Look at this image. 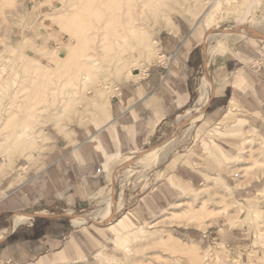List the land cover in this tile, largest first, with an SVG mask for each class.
<instances>
[{
    "label": "rangeland",
    "instance_id": "1",
    "mask_svg": "<svg viewBox=\"0 0 264 264\" xmlns=\"http://www.w3.org/2000/svg\"><path fill=\"white\" fill-rule=\"evenodd\" d=\"M88 1L0 0V180L8 168L17 173L26 171L37 162L36 154H42L48 140L46 131L53 128L60 132L69 124L98 127L106 112V102L101 103L100 99L108 98L113 93L111 87L115 88L128 78L133 67L156 59L158 34L173 22L198 23L199 47L206 65L205 71L195 80L198 96L200 80L205 72L211 85L207 66L210 56L222 54L228 49L227 45L240 39L253 37L264 40V8H258V0L251 6L244 27L252 32L234 26L250 0H142L146 5L140 14L143 16L137 20L144 34L141 42L131 40L125 51V61L118 66L114 64L115 49L103 47V64H111L110 71H103L78 86L72 81L75 80V70L83 55L94 50L89 48L94 41L83 43L72 38L70 34L77 32V28L71 25L85 16ZM107 6L111 11L110 4ZM263 52L264 45L248 66L264 67L260 56ZM99 79L108 81L109 87H96ZM64 82L65 87L62 85ZM97 91L103 93L97 95ZM198 96L196 102L170 123L167 133L148 146L147 149L153 150L149 153L153 156L146 161L129 162L130 157L140 155V150L113 161L107 168L108 193L104 204L85 212L62 210L70 219L86 220L90 217L97 220L99 217L103 220L100 212L109 209V201L113 202V207L107 212L109 215L104 218L112 220L113 224L112 255L105 260L97 259L85 264H264V192L250 200H235L219 177L212 180L206 175V179L210 177L209 184L205 180L200 186L185 192L150 221L134 222L122 210L126 201L165 173L159 175L160 168L166 164L173 166L181 153L200 141L201 130L196 126L199 118L195 114ZM232 115L228 123L238 122ZM26 122V132H32V135L17 138L14 132ZM215 130L219 133L221 127ZM171 135L174 143L171 142L161 152L156 151V147L163 145ZM209 143L213 144L212 136ZM216 161L227 164L235 176L247 182L256 178L257 172H264V141L254 132L242 133L238 154L229 160L216 157ZM10 216L6 221L1 220L0 229L8 226ZM122 216L124 221L120 226L118 221ZM29 222L31 219L25 221ZM212 222L230 228H245L248 234L245 242L249 244L246 252L228 259L214 255L213 246L201 249L182 239L184 232L195 233Z\"/></svg>",
    "mask_w": 264,
    "mask_h": 264
},
{
    "label": "crops",
    "instance_id": "2",
    "mask_svg": "<svg viewBox=\"0 0 264 264\" xmlns=\"http://www.w3.org/2000/svg\"><path fill=\"white\" fill-rule=\"evenodd\" d=\"M258 2V8H264V0ZM196 27L197 23L182 20L158 34L164 63L153 59L133 67L107 98L104 121L98 127L69 124L60 132L52 128L46 131L45 150L36 154L31 168L17 173L8 168L3 173L0 222L11 216L8 226L0 229L7 230L0 238V263L85 264L112 255V220L89 217L74 224L62 210L85 212L104 204L107 168L113 161L147 149L196 102L195 80L206 67ZM263 45V39L248 37L210 56L212 90L196 124L200 141L181 153L173 166L160 168L159 175L165 173L158 180L124 203L123 212L134 222L152 220L185 192L203 184L206 175L219 177L235 200H250L264 191V172L245 182L227 164L216 161V157L229 160L238 154L242 133L254 132L264 141V67L248 66ZM231 113L238 122L228 123ZM20 212H26L31 222L14 227ZM182 239L201 249L213 246L214 255L228 259L249 247L245 228L217 222L195 233L184 232Z\"/></svg>",
    "mask_w": 264,
    "mask_h": 264
},
{
    "label": "bare ground",
    "instance_id": "3",
    "mask_svg": "<svg viewBox=\"0 0 264 264\" xmlns=\"http://www.w3.org/2000/svg\"><path fill=\"white\" fill-rule=\"evenodd\" d=\"M254 1L255 0H250L249 4L247 6V9L237 18V22L234 25L235 27L244 28L246 26L245 24L248 20L250 8L253 5ZM86 4H87V13L85 14V16L82 19L78 20L77 22H75L74 24L71 25L72 28H74V27L77 28V32L70 34L72 36V38L79 39L83 43H85V42L88 43L87 41H94L93 44H89L90 45L89 48H93L94 50H92L90 52L87 51L83 55L82 60H80V65L75 70V73H74L75 80L72 79V81L75 82V84H77L78 86L79 85L81 86L85 82L94 79L96 76H98L99 73L101 74L103 71L104 72L110 71L111 64H108V65L103 64V62H105V61H103V59H104L103 55L105 52V51H103L104 49L102 50L103 47L107 46L110 49H115L114 64H115V66H118V65L122 64V62L125 61L124 60L125 59V51L128 50L127 46H128V44H131V40L133 42L134 41L136 42L137 40H139L138 43H140L141 42L140 39H142V37L144 35L142 32V28L139 27V25L137 24V20H139V18L141 16H143V15L140 16V14H141V12H143L142 10H143L144 6L146 5L145 1H142V0H94V1H91V0H89ZM99 4H100V6H99ZM108 4H110V6L112 7L111 11L109 9V6H107ZM205 16L206 15H204L203 18ZM244 29L247 30L245 32H249V31L252 32V30H250L249 28H244ZM128 41H130V42H128ZM138 46H139V44H138ZM137 51H139V48ZM140 52H142V51L140 50ZM147 52H148V50H147ZM142 54H143V52H142ZM124 64H123V66H124ZM65 75H67V74L65 73ZM68 82H71V81H68ZM64 84H66V82H64L62 84L63 87H65ZM109 84L110 83L108 81L103 80V79H101V80L99 79L97 81L96 87L99 86V87H101L100 89H104L106 87L108 88ZM100 89H98V91ZM113 89H114V86L111 87V90H113ZM198 90H199L198 91L199 96H198L197 101H198L199 105H198V107L195 108L196 118H200L201 114H203L202 112H203V108H204V100L211 93V85L209 82L207 72H205L202 75ZM98 91H97V95H100L103 93V91L101 93ZM106 100H107V98L103 97L100 99L99 102L105 103ZM29 118H28V120H29ZM193 119H195V118H193ZM241 121H243V120H241ZM27 126H28L27 122L24 123L20 130L14 132V135H16L17 138H21L22 136L29 138V136L32 135L31 134L32 132L30 134L28 132H26ZM172 136L173 135L169 136L167 138L166 142L163 143V145L159 146L158 148L156 147V149H157L156 151L161 152L164 147H168L171 144V142H173ZM174 136H175V134H174ZM152 151L153 150H151V149L142 150L141 153H139L140 155L130 157V159L128 161L135 163L136 161H139V160L148 159L149 156L150 157L153 156L152 154L151 155L149 154L150 152L152 153ZM146 154H148V155H146ZM3 160H4V158H3ZM4 163H6L5 160H4ZM129 169H128V171H129ZM126 173H127V170H126ZM212 180H213V178H212ZM212 182H214V181H212ZM209 183H210V177H207L206 184H209ZM259 192H260V190H259ZM263 192L264 191H262V193ZM112 204H113V202L111 203V201H109V209L113 207ZM109 209H107L103 212H100L101 215L103 216V220L107 215H109V213H107L109 211ZM131 217H133V216H131ZM123 218H124V216H122L118 221V224L120 226L124 221ZM27 219H29V215L27 213H24V212L19 213L18 215H16L14 217V221H13L14 227L17 226L18 224H21V223L27 221ZM84 221H85V219H80L77 217L72 218V222L74 224H81ZM6 232H7L6 229L1 230L0 231V238H2Z\"/></svg>",
    "mask_w": 264,
    "mask_h": 264
},
{
    "label": "built area",
    "instance_id": "4",
    "mask_svg": "<svg viewBox=\"0 0 264 264\" xmlns=\"http://www.w3.org/2000/svg\"><path fill=\"white\" fill-rule=\"evenodd\" d=\"M260 56H262V62H264V52H263L262 54H260ZM164 58H165L164 55H163L162 53L158 52V55H157L155 61H156V63H158V64H163V63H164ZM145 72H146V71H144V74L140 76L141 78H142V77H145ZM115 89H116V88H115ZM114 91H115V90H114ZM69 214H70V213H69ZM0 264H8V262H6V263H0Z\"/></svg>",
    "mask_w": 264,
    "mask_h": 264
}]
</instances>
